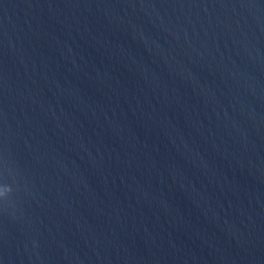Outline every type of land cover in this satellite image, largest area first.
Segmentation results:
<instances>
[{
    "label": "water",
    "instance_id": "1",
    "mask_svg": "<svg viewBox=\"0 0 264 264\" xmlns=\"http://www.w3.org/2000/svg\"><path fill=\"white\" fill-rule=\"evenodd\" d=\"M0 264H264V0H0Z\"/></svg>",
    "mask_w": 264,
    "mask_h": 264
}]
</instances>
